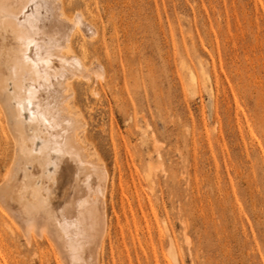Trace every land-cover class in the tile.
I'll return each instance as SVG.
<instances>
[{"label":"rangeland","instance_id":"obj_1","mask_svg":"<svg viewBox=\"0 0 264 264\" xmlns=\"http://www.w3.org/2000/svg\"><path fill=\"white\" fill-rule=\"evenodd\" d=\"M67 2L97 30L71 108L112 177L101 264H264V0ZM0 208V264L63 263Z\"/></svg>","mask_w":264,"mask_h":264},{"label":"bare ground","instance_id":"obj_2","mask_svg":"<svg viewBox=\"0 0 264 264\" xmlns=\"http://www.w3.org/2000/svg\"><path fill=\"white\" fill-rule=\"evenodd\" d=\"M67 1L0 0V107L15 142L0 204L24 241L36 242L35 234L49 241L62 264H101L112 177L86 140L85 118L71 108L72 79L89 77L74 36L94 30L90 13L88 22L85 12L67 15ZM168 253L176 262L174 248Z\"/></svg>","mask_w":264,"mask_h":264}]
</instances>
